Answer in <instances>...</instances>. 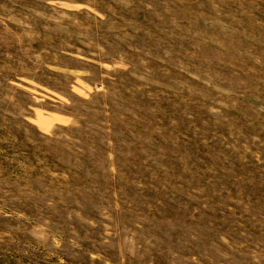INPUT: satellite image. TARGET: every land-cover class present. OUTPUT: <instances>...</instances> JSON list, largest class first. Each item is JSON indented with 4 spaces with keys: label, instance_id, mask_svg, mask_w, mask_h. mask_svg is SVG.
Returning <instances> with one entry per match:
<instances>
[{
    "label": "rangeland",
    "instance_id": "1",
    "mask_svg": "<svg viewBox=\"0 0 264 264\" xmlns=\"http://www.w3.org/2000/svg\"><path fill=\"white\" fill-rule=\"evenodd\" d=\"M0 264H264V0H0Z\"/></svg>",
    "mask_w": 264,
    "mask_h": 264
}]
</instances>
